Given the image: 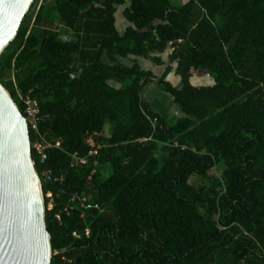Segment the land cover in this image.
Returning a JSON list of instances; mask_svg holds the SVG:
<instances>
[{
	"label": "trees",
	"instance_id": "1",
	"mask_svg": "<svg viewBox=\"0 0 264 264\" xmlns=\"http://www.w3.org/2000/svg\"><path fill=\"white\" fill-rule=\"evenodd\" d=\"M129 1L120 31L127 0H34L0 54L21 113L26 95L39 104L31 144H51L44 161L32 149L51 264H264V0ZM169 50L159 77L136 59L161 66ZM173 69L181 87L166 80ZM192 70L214 83L193 85ZM150 83L184 116L153 110L141 95Z\"/></svg>",
	"mask_w": 264,
	"mask_h": 264
},
{
	"label": "water",
	"instance_id": "2",
	"mask_svg": "<svg viewBox=\"0 0 264 264\" xmlns=\"http://www.w3.org/2000/svg\"><path fill=\"white\" fill-rule=\"evenodd\" d=\"M33 2L0 0V54L16 37ZM200 71L206 82L212 78ZM51 259V236L28 125L0 83V264H51Z\"/></svg>",
	"mask_w": 264,
	"mask_h": 264
},
{
	"label": "rangeland",
	"instance_id": "3",
	"mask_svg": "<svg viewBox=\"0 0 264 264\" xmlns=\"http://www.w3.org/2000/svg\"><path fill=\"white\" fill-rule=\"evenodd\" d=\"M45 1H49V0H43V3ZM186 1L187 0H172V2L176 5H180ZM39 2H40V0H39ZM129 3H130V1L127 0V3L124 6L119 7L121 10L119 11V13L116 16V25L120 31H123L125 29V27L128 25V22L123 17L122 10L126 6H128ZM169 53H170V50L166 51L165 53H163L161 55L163 61L165 62V64L161 65V66L155 65L154 63H152L151 60H147V59H143V58H136V59H137L138 63L142 66L143 69L150 70L154 73L155 76L159 77V76L165 75V68H166V64L168 63ZM134 59H135L134 56H130L128 59H121L120 61L124 64L130 65L133 63ZM200 72H201L200 70L194 71V74L192 75L193 79L191 77L192 83L198 82V84L203 83V85L213 84L212 78H209L206 82V80H204L205 79L204 75L201 74L202 72L201 73ZM166 80H168L175 87H181L182 86L181 78L175 74L174 69L166 74ZM111 83H113V82H111ZM113 84L117 87L120 86L117 83H113ZM141 95H142V98L151 105L153 110H155L156 112L165 116L167 118V121L170 123H173L176 121L177 118L184 116L183 112L180 110L178 105L173 101L170 94L161 90L155 83L147 84L142 89ZM107 129H108V125L105 126L104 134H107ZM223 170H224V166L222 164L217 165L210 172V175L211 176L215 175L216 177H219L221 175V173L223 172ZM205 182H206L205 179H202V178H199L196 176H192L190 179V183L192 185L196 186L197 188L200 187L201 185L205 184ZM201 213H203L202 210H201Z\"/></svg>",
	"mask_w": 264,
	"mask_h": 264
},
{
	"label": "built area",
	"instance_id": "4",
	"mask_svg": "<svg viewBox=\"0 0 264 264\" xmlns=\"http://www.w3.org/2000/svg\"><path fill=\"white\" fill-rule=\"evenodd\" d=\"M43 3V0H40L39 4ZM23 102H24V117L26 119L27 125H28V129L32 130L35 133H38V123L40 120V107L39 104L37 102V100H35L34 98H32L30 95H26L23 98ZM156 121V119H155ZM59 143H56V146H58ZM51 146V144L47 141H45L44 139L42 140H36L33 144H31V150L33 149L37 155L40 157L41 161H44L47 158V149ZM98 150H90L86 156H79L77 153H73L72 154V166L78 162L79 164L85 165L88 163L90 157H94L95 155H97ZM96 164V162L94 163ZM49 180H52L56 183H58L60 186H62L63 182H64V176H57V177H52V176H48ZM61 189V188H60ZM59 192H61V190H59ZM52 200H50L49 203H51ZM74 202H78L80 203V206L84 209V210H97V211H102V207L99 203H94L91 201H88L84 198V196L82 194L79 193H72L70 198H69V203H74ZM64 212L68 213V207L64 208ZM56 218L60 221L62 219V214L58 213L56 215ZM90 230L89 228H86L84 230V235L86 237L89 236ZM73 235L75 237L80 236L79 233L77 232H73Z\"/></svg>",
	"mask_w": 264,
	"mask_h": 264
},
{
	"label": "crops",
	"instance_id": "5",
	"mask_svg": "<svg viewBox=\"0 0 264 264\" xmlns=\"http://www.w3.org/2000/svg\"><path fill=\"white\" fill-rule=\"evenodd\" d=\"M121 9L120 8H118V11L116 12V16H117V14L119 13V11H120ZM123 11V10H122ZM125 27V26H124Z\"/></svg>",
	"mask_w": 264,
	"mask_h": 264
}]
</instances>
